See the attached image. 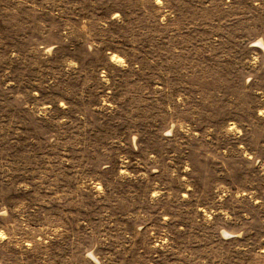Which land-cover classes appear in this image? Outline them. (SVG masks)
<instances>
[{"label":"rangeland","instance_id":"1","mask_svg":"<svg viewBox=\"0 0 264 264\" xmlns=\"http://www.w3.org/2000/svg\"><path fill=\"white\" fill-rule=\"evenodd\" d=\"M0 264H264V0H0Z\"/></svg>","mask_w":264,"mask_h":264},{"label":"bare ground","instance_id":"2","mask_svg":"<svg viewBox=\"0 0 264 264\" xmlns=\"http://www.w3.org/2000/svg\"><path fill=\"white\" fill-rule=\"evenodd\" d=\"M113 59L116 60L115 57H113Z\"/></svg>","mask_w":264,"mask_h":264}]
</instances>
